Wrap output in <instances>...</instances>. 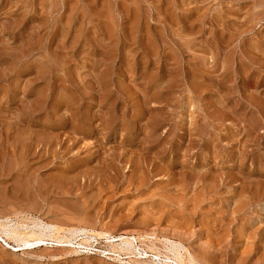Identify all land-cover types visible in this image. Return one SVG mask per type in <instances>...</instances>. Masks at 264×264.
<instances>
[{"label":"rangeland","instance_id":"rangeland-1","mask_svg":"<svg viewBox=\"0 0 264 264\" xmlns=\"http://www.w3.org/2000/svg\"><path fill=\"white\" fill-rule=\"evenodd\" d=\"M178 254L264 264V0H0V264Z\"/></svg>","mask_w":264,"mask_h":264},{"label":"bare ground","instance_id":"bare-ground-1","mask_svg":"<svg viewBox=\"0 0 264 264\" xmlns=\"http://www.w3.org/2000/svg\"><path fill=\"white\" fill-rule=\"evenodd\" d=\"M21 186V185H20ZM17 194V193H16ZM52 225V224H51ZM48 229H52L53 230V235H49L50 237H51V239L54 241V242H58V244L59 243H64L65 241H64V236H63V238L61 237L60 238V229L58 228V227H56V225L55 226H51L50 228H48ZM81 230V229H80ZM36 231V230H35ZM51 231V230H50ZM37 232H39V231H37ZM37 232H32V233H26V232H20L19 231V229L18 230H14L13 232H12V234H11V238L12 239H14V240H16L18 243H19V246L20 247H24V248H29V249H33V248H35V247H37L38 245L39 246H41L42 244H44L48 239H46V237H48L49 238V236H47L45 233H37ZM43 232V231H42ZM44 232H46L45 230H44ZM91 232V231H90ZM88 234V233H87ZM105 234V233H104ZM65 235V234H64ZM84 235V234H83ZM90 235V234H89ZM93 236H95V238L96 237H101V236H103V234H95V235H93ZM92 237V236H91ZM120 237V236H119ZM90 238V237H89ZM93 238V237H92ZM108 238H111V236L110 237H108ZM123 238V237H122ZM3 239V238H2ZM67 239V238H66ZM71 239V238H70ZM106 239V238H105ZM112 239V238H111ZM125 239H127V238H125ZM96 240V239H95ZM108 240V239H107ZM113 240V239H112ZM48 241H50V240H48ZM52 242V241H51ZM88 242H91V241H87V240H85V243H87L88 244ZM131 243H132V240L130 241ZM67 243H70V242H68L67 241ZM72 243V242H71ZM126 244V243H125ZM79 245V244H78ZM81 245H84V243H81ZM90 245H91V243H90ZM131 245V244H130ZM88 247V246H87ZM131 247H133V246H131ZM88 249V248H87ZM135 249V248H134ZM118 250V249H117ZM113 251V250H112ZM119 251V250H118ZM115 252V251H114ZM78 253V252H77ZM116 253V252H115ZM181 254V253H180ZM180 254H178V260H179V264H186V261H184V259H183V257L184 256H182V255H180ZM187 260V259H186ZM178 263V262H177ZM192 264H194V263H192Z\"/></svg>","mask_w":264,"mask_h":264}]
</instances>
